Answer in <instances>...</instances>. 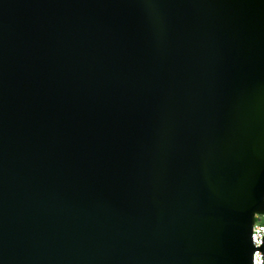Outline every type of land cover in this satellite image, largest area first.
<instances>
[{"label": "water", "instance_id": "obj_1", "mask_svg": "<svg viewBox=\"0 0 264 264\" xmlns=\"http://www.w3.org/2000/svg\"><path fill=\"white\" fill-rule=\"evenodd\" d=\"M264 0H0V264H253Z\"/></svg>", "mask_w": 264, "mask_h": 264}, {"label": "built area", "instance_id": "obj_2", "mask_svg": "<svg viewBox=\"0 0 264 264\" xmlns=\"http://www.w3.org/2000/svg\"><path fill=\"white\" fill-rule=\"evenodd\" d=\"M262 217H264V215L256 216L252 230V242L255 247L252 258L253 264H264V221L259 219Z\"/></svg>", "mask_w": 264, "mask_h": 264}, {"label": "rangeland", "instance_id": "obj_3", "mask_svg": "<svg viewBox=\"0 0 264 264\" xmlns=\"http://www.w3.org/2000/svg\"><path fill=\"white\" fill-rule=\"evenodd\" d=\"M259 219H261L262 221H264V217H262V218H259Z\"/></svg>", "mask_w": 264, "mask_h": 264}]
</instances>
